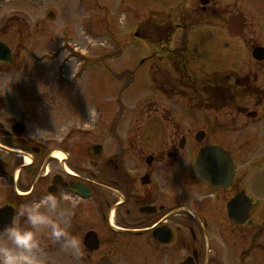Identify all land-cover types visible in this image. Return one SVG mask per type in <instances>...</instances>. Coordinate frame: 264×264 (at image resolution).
<instances>
[{
  "label": "flooded vegetation",
  "instance_id": "af4514ba",
  "mask_svg": "<svg viewBox=\"0 0 264 264\" xmlns=\"http://www.w3.org/2000/svg\"><path fill=\"white\" fill-rule=\"evenodd\" d=\"M122 1L134 6L147 0ZM212 1L220 0H209L186 16L161 11L150 20L131 21L133 35L156 53L149 58V76L164 82L169 101L177 99L172 109L155 103L136 106L124 129H109L108 121L81 126L77 111L91 102V91L76 89L77 78L69 69L62 78L38 73L42 78L36 88H24V82L19 88L13 82L11 91L0 96V210L7 208L12 221L20 205L53 193L65 214L62 227L83 245L77 260L42 234L47 264H264V201H252L242 183L248 167L264 164L263 155L253 162L249 158L257 136L245 133L264 125V60L253 57L255 49L264 51V32L250 24L242 8L236 9L231 14L242 16L244 23L226 46L236 70L205 72L204 62L213 52L205 49L206 42L198 53L190 51L188 38L209 28L227 36L224 15ZM232 1L253 10L259 0ZM80 16L86 24L76 31L75 26L52 29L45 22L22 28L17 34L22 50L35 35L53 34L48 44L55 46L49 54L41 53L40 61L60 58L67 64L80 58L93 64L88 47L93 25ZM11 51L14 63L4 78L14 81L10 70L15 69L28 81L20 74L24 65L12 46ZM111 54L104 61L113 60ZM215 54L225 59L219 50ZM190 79L197 82L192 91ZM206 86L215 87L219 95L230 94L232 101L216 105L205 99ZM7 91L15 96L9 98ZM193 111L228 113L233 127L222 121L210 128L192 126ZM36 127L47 130L46 140L30 138ZM213 145L229 154V184L220 178V184L209 185L196 174L198 151ZM241 193L251 204L244 222L234 223L228 206ZM247 210L245 200L234 213L244 216ZM19 223L24 226L22 218Z\"/></svg>",
  "mask_w": 264,
  "mask_h": 264
},
{
  "label": "rangeland",
  "instance_id": "374dc122",
  "mask_svg": "<svg viewBox=\"0 0 264 264\" xmlns=\"http://www.w3.org/2000/svg\"><path fill=\"white\" fill-rule=\"evenodd\" d=\"M84 1L87 2V0H14L0 4V40L14 47L20 64L23 63L24 65V72H20V74L23 73L24 77L29 79L28 81H24L22 75H19L15 69H12L10 71L14 73V83L18 84L19 88H23V82L24 88H36L39 84L38 80L42 78V76H39V72L46 75L54 73V70L37 69L36 67L39 63L36 64L33 61L29 52L31 51V54L34 53L33 56H39L41 53L49 54L55 45L51 46L48 44V39L53 34L42 38L39 36V33L29 40L30 42L28 41L29 46H27V50H22L24 44L22 46L18 44L21 40L18 41V38L16 39L13 36L12 30L19 34L18 30L20 28L33 27L36 24H40V21L46 18L48 12L59 13L62 11V19L59 21L54 18V21L50 23L52 29H55L54 27H78L79 25H85L86 23L81 19L80 15L90 18V25H93L92 34L96 40L95 42L91 41L88 43L90 56L100 61V64L88 66L86 71L79 75L76 89L85 92L88 86V89L91 91V102L77 111L79 125L95 127L99 124L100 126L102 123L107 122L108 119V127L114 129L120 128L124 120L122 126L124 129L127 127L126 121L129 119L127 116L125 117V115L121 114V112L130 111L136 106L148 102L150 98L153 100L151 103L157 102L160 105L159 107L172 109L171 106L177 102L173 100L171 103L165 99L164 101L159 93L153 92L149 76V58L156 53L152 52L153 50L151 51L149 45L141 40H129L133 29L131 21L135 17L139 21H142L148 15H152V12L157 13L160 11L170 13L176 18L180 17V15L186 16V14H191L198 7L197 0H147L141 1L138 4L136 3L135 6H129L126 2L122 5V0H96L97 6L89 2L90 8L84 4ZM212 3H217V7L220 6L221 11L219 14L224 15V19L235 12L236 9L240 10L242 8V11L249 17L250 24L256 23L264 32V0L253 2V10L249 9V6L243 8L242 4L244 2L241 1L237 3L232 0H220L217 2L212 1ZM256 13H259L261 17H258L257 22H254L255 17L253 15ZM66 18L70 19L67 24L64 23ZM212 25L214 26L215 22ZM77 27L74 31H76ZM55 37H58L56 33ZM55 37L53 38L55 39ZM188 40L189 49L190 51L193 50L194 53H198L201 50V44L206 41L208 42V46L211 45V49L214 47V52L209 53L211 58L206 59L204 62L205 72L236 70L234 60L226 47L229 45L230 39L224 35L222 30H197L191 33ZM216 50H219L225 56L224 60H221V58L217 59ZM115 51L116 53H120L119 60L104 61L107 53ZM158 57L159 55L155 58L158 59ZM69 66L72 68L69 72H75L77 66L73 61L69 62ZM79 67L81 68V66ZM6 71V69L0 68V82L7 81L3 76ZM125 72L131 73V76L128 78H132L133 81V83L128 84L127 89H124L122 85V82L124 85L129 82L125 79V77L127 78L126 74L122 81L115 79L117 76H123ZM7 82L10 87L11 82ZM7 94L9 98L15 96L8 91ZM159 107L158 109L160 110L161 108ZM101 116H104V120L106 121L101 122ZM213 120L222 121L228 128L233 127L229 123L231 118L228 113L218 114L211 112L199 115V117H195V115L189 116L190 124L196 127L210 128L209 126L214 125ZM245 133L257 136V143H251L250 145L249 158H252L251 161L253 162L257 156H264V125L258 126L253 130H247Z\"/></svg>",
  "mask_w": 264,
  "mask_h": 264
},
{
  "label": "clouds",
  "instance_id": "9594fccd",
  "mask_svg": "<svg viewBox=\"0 0 264 264\" xmlns=\"http://www.w3.org/2000/svg\"><path fill=\"white\" fill-rule=\"evenodd\" d=\"M11 86H8L7 81L0 82V96L5 90L10 92ZM46 133L47 130L36 127L30 138L46 140ZM64 215L53 193H46L38 200L20 205L15 218L0 227V264H47V257L41 247L42 234L79 260L83 255V245L79 238L70 235L62 227ZM21 218L24 226L19 223Z\"/></svg>",
  "mask_w": 264,
  "mask_h": 264
},
{
  "label": "water",
  "instance_id": "95a60500",
  "mask_svg": "<svg viewBox=\"0 0 264 264\" xmlns=\"http://www.w3.org/2000/svg\"><path fill=\"white\" fill-rule=\"evenodd\" d=\"M235 24L238 25L239 22L236 19H231L230 20V25H229V28H228L231 35H233V31L235 29V27H234ZM262 58L263 57H261V54H260V58L259 59H262ZM0 63L7 64V65L11 64L10 60H9V52L1 44H0ZM215 152L217 154V157H213L212 159L217 160L218 162L223 163L224 165L227 166L228 165V161L226 160V157L224 155H222L221 153H219L218 151H215ZM202 159H204V157L199 159V161L201 162ZM224 165H220L219 166L216 161H213L209 165H207V167H205V169L203 167V169L205 171L211 170L212 172H215V171L218 170L217 174H219L220 173V169H222V171H224V168H225ZM201 174H202V178H204L208 182H211L210 179H213V177L215 176L212 173L210 174L209 171L208 172H204V173L202 172ZM245 184L253 192L254 198H256L257 200L264 199V167L261 168L260 170H256V171L249 170L248 174H247V177H246V183ZM258 189H263L262 192H260L261 194H259V195H258L259 192H257ZM238 202L239 201H235L230 206V214L234 215L233 211H234V208L237 206ZM5 214L7 215V211L0 212V219L5 217V218H7L8 222H9L10 221V216L8 217ZM4 225L5 224H3V226Z\"/></svg>",
  "mask_w": 264,
  "mask_h": 264
}]
</instances>
